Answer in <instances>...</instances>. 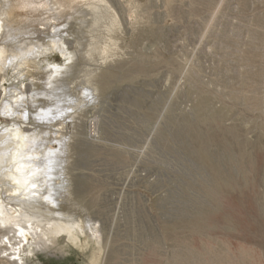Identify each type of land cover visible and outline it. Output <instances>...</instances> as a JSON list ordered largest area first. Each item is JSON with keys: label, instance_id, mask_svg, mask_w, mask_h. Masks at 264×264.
Returning a JSON list of instances; mask_svg holds the SVG:
<instances>
[{"label": "rangeland", "instance_id": "1", "mask_svg": "<svg viewBox=\"0 0 264 264\" xmlns=\"http://www.w3.org/2000/svg\"><path fill=\"white\" fill-rule=\"evenodd\" d=\"M106 2L115 31L103 8L71 26L83 52L96 43L72 84L93 70L103 89L70 127L73 208L107 239L97 264H264V0ZM62 239L30 240L21 264H90L97 246Z\"/></svg>", "mask_w": 264, "mask_h": 264}, {"label": "bare ground", "instance_id": "2", "mask_svg": "<svg viewBox=\"0 0 264 264\" xmlns=\"http://www.w3.org/2000/svg\"><path fill=\"white\" fill-rule=\"evenodd\" d=\"M102 8L110 17L107 31H115L119 23L106 0H0V264H21L30 240L46 247L61 235L80 250L97 246L89 262L101 261L104 230L86 207L73 208L69 170L70 127L103 90L90 87L93 70L72 84L77 54L89 57L96 43L83 52L80 31L71 26ZM66 36H75L77 46L67 47ZM110 46L105 40L98 48L102 59Z\"/></svg>", "mask_w": 264, "mask_h": 264}]
</instances>
